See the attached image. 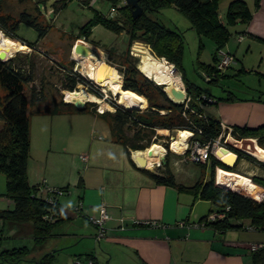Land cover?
<instances>
[{"label": "trees", "instance_id": "16d2710c", "mask_svg": "<svg viewBox=\"0 0 264 264\" xmlns=\"http://www.w3.org/2000/svg\"><path fill=\"white\" fill-rule=\"evenodd\" d=\"M114 11H117V2L110 0ZM88 0L85 1L87 4ZM143 8L142 13L134 18L130 5L126 2L119 8V15L108 18L97 12L93 19L87 21L80 29V37L88 39L92 26L101 23L107 28L119 33L125 31L129 35V44L135 39H141L151 45L155 54L164 57L168 62L181 72L182 78L187 86L188 99L183 103L173 102L164 92V85L158 84L149 77L143 75L137 68L135 59L127 49L123 54L122 87L132 90L144 98V111L129 110L116 103L115 111L98 113L107 122L113 140L121 143L127 153L131 151L145 150L149 148L158 129L167 130H189L192 139L201 145L212 143L222 132L219 120L205 114L202 101L209 103L213 98L203 97V89L190 82L183 71L182 58L185 45L184 31L171 28L157 17L162 9L175 7L183 13L200 36L211 39L215 45L213 62L206 64L198 63L201 71L211 78L209 82H215L220 77L227 76L217 68V52L223 49L230 39V26L239 22L247 24L253 18L254 11L260 8L261 0H253L251 7L245 0H232L228 4L226 21L219 14V0H138ZM3 0H0V28L8 36L5 37L20 41V46L36 49V43L43 39L49 31L50 24H44L39 16L22 11L18 18L2 11ZM111 7V8H112ZM20 23H25L38 31V39L31 42L21 39L15 30ZM51 27V26H50ZM252 35V34H250ZM10 36V37H9ZM255 36V35H252ZM264 42V38L255 36ZM202 39V37L200 38ZM21 49L15 51L19 52ZM14 56V54H13ZM12 56V57H13ZM26 69L23 63L16 62L15 58L0 59V119L4 121L0 129V172L6 178V193L14 203L12 210H0V219L5 223H13L15 226L30 224L32 236L36 247H40L52 236L62 230L64 223L69 218L57 217L59 200L49 203L40 195L41 182L31 184L28 180V168L30 163V138L32 115L40 113L62 114L72 111H86L88 104L82 109L74 107L70 103L60 101L45 104L46 95L41 88L40 92L33 87L31 94L26 93V84L34 81V64L29 63ZM243 70V69H242ZM63 88L69 91L76 89L80 83L85 84L90 90L102 95L73 69H65ZM233 92H229L226 100H234ZM232 95V96H231ZM220 99V98H219ZM143 108V109H144ZM92 112V111H91ZM164 131V130H162ZM232 136L237 140L243 138H255L264 146V125L256 128L248 126H232ZM237 154L236 164L242 159L256 162L264 168V162L257 160L254 156L245 153L235 146H229ZM210 177L198 179L193 185H185L176 181L175 175L169 169L165 171H151L144 169L158 184L173 185L180 190H191L196 196L211 201L216 210L211 212H222L224 217L210 221L208 215L201 218V224L212 227L218 231L229 229H241L242 223L238 220H250L253 228L264 230V195L261 196L258 186L264 188V177L251 176L247 185H236L227 188L215 182L216 168L234 171L235 167L225 165L213 154L208 157ZM206 168V163H199ZM257 184V185H255ZM65 189L64 187H60ZM234 189V190H232ZM244 189L249 195L235 190ZM210 212V213H211ZM1 247V245H0ZM31 253L27 245L14 246L11 249L0 248V258L11 264H21ZM93 258L91 254H85V258ZM55 258L53 252L44 253L33 264H51ZM82 258V257H80ZM84 258V257H83ZM254 262L264 260V248H258L253 252Z\"/></svg>", "mask_w": 264, "mask_h": 264}, {"label": "crops", "instance_id": "0c3cea01", "mask_svg": "<svg viewBox=\"0 0 264 264\" xmlns=\"http://www.w3.org/2000/svg\"><path fill=\"white\" fill-rule=\"evenodd\" d=\"M243 32L236 38H241L238 41L240 43L250 34L264 38V0H261L260 8L254 11L253 18ZM223 50L232 54L233 61L236 59V53L229 45L226 44ZM229 92L232 91H228L226 96L203 94V97L214 99L208 103L212 108L209 111L211 114L204 110L205 114L231 127L256 128L264 125L262 97H237L232 93L234 100H226ZM35 115L42 124L45 136L51 132L52 141L56 133L58 139H66L60 134L61 130L67 129L62 127L64 124H68L75 132L69 136L68 147L63 146L62 150L66 152L71 145L80 152L78 156L76 151V157L71 159L72 165L74 161L80 173L78 199L72 209L80 205V210H73L71 215L63 214L68 208L59 196L57 217L69 218L64 224H70L72 229H62V233L52 236L55 242L50 246L47 243L51 237L40 247L27 245L31 252L36 249L40 256L53 252L55 260L58 254L74 244L81 245L71 251L74 262L76 258L91 254L94 264H264V260H253V246L264 245V234L246 232L249 229L258 230L251 226L250 220L235 221L242 223L243 227L223 232L202 225L201 218L216 210L211 201L196 196L191 190L158 184L144 171H154L153 167L140 168L134 160L137 154L144 152L132 150L129 155L121 143L112 139L109 126L103 135H97V123L83 111ZM86 142L88 147L82 149L81 146ZM83 155L87 156L86 160H83ZM43 174V180L49 186L68 188V184L64 185L66 179L51 183L53 178L46 176L45 172ZM175 178L179 182L177 175ZM5 181V176L0 173V210H12L14 203L5 195ZM45 192L43 195H46ZM103 204L110 218L106 222V236L98 243L99 249L94 242L97 228L89 221V217L98 216ZM149 221L156 224L147 223ZM31 227L30 224L15 226L0 219V248L11 249L15 242L23 243L22 238L30 241V237L33 238ZM5 243H9L10 247L4 246ZM39 255L33 259L28 257L21 264H33L40 258Z\"/></svg>", "mask_w": 264, "mask_h": 264}, {"label": "rangeland", "instance_id": "374dc122", "mask_svg": "<svg viewBox=\"0 0 264 264\" xmlns=\"http://www.w3.org/2000/svg\"><path fill=\"white\" fill-rule=\"evenodd\" d=\"M230 1L232 0H219V14L224 22L226 21V12ZM245 1H247L248 4L253 7V0ZM125 2V0L118 1L117 11H112L111 7L113 4L110 0H97L92 5H90V0H88L87 4L81 0H3L2 12L4 14H10L15 18H18L22 11H27L32 15L39 16L40 21L44 24H50L48 26L50 29L46 36L36 43V49L30 47L28 49L24 47L21 49L22 51L16 53L13 52V57L11 56L10 58H7L8 60L15 58L16 62L18 63L24 62L26 69L29 66V64L26 62L27 60H30L29 63L32 62L34 64V81L26 84V93L30 95L33 87H35L39 92L42 88L44 90V94L46 95V100L44 101L45 104L49 103V105L52 106L53 102L60 101L61 99L65 102L66 89L63 88V79L65 74L64 70L72 68L74 72L78 73L87 81H89L94 89H97L102 95L94 93L82 83L78 84L75 90H85L86 92H92V94L94 93V95L96 94V96L100 97L103 101L113 106V110L110 109L107 111H115L116 108L113 103L120 105L117 103L115 96L110 90H104L103 86H100L89 80L86 75H84V66L79 64L78 60L74 58L73 50L75 49V45L80 38L89 42L92 46L99 48L100 51L97 50L96 52V50H94V52L98 57L105 59L107 64L116 69V71L120 74L122 83L124 78L121 71V68L123 67V54H125L127 49L129 50V54L136 58L135 62L137 68L140 70L139 63L141 61V54L133 50V47L134 45H139L141 42H147L142 41L141 39H135L129 44V35L125 31L117 33L101 23H97L92 26L91 32L88 35V39L85 37H80L81 27L87 21L93 19L97 12L108 18L117 17L120 12L119 8L122 7ZM156 15L161 20H163L167 26L171 28L177 27L178 29L184 31L185 45L182 58L183 71L186 78L190 82L203 89L204 94L212 96H226L228 91L231 90L237 97L260 96L262 99H264V42L252 35L244 37L245 40L242 43L238 42L239 40L236 38L239 33H244L243 30L246 28V24L239 22L234 26H230L231 36L227 42V45H229L236 53V59L232 62L231 67L227 70L225 69L223 72L227 76L220 77L215 82H209L204 76L205 73L199 69L198 63L203 62L209 64L213 62V54L216 48L215 43L207 37L200 36L197 31L191 27L187 17L175 7L164 8ZM15 32L16 35L21 39L31 42H35L38 39V31L25 23H20ZM201 37L202 39H200ZM16 42L22 43L20 41ZM140 45L144 48L146 47V44ZM146 48L155 57L164 58L154 54L148 47ZM99 52H101V54ZM175 68L176 67L174 66V69ZM140 72L145 75L141 70ZM177 73L179 74L182 81L180 85H182L184 88H187L182 78L181 72L179 71ZM152 80L155 81L154 79ZM200 104L206 113L212 111L210 104L203 101ZM100 105L101 104L98 102L89 101V109L83 111V113H87L89 118L94 119L97 123L95 131L97 135H103L108 129V122L100 115L95 114V112L93 113V110L97 111L98 108H100ZM147 106L144 108L142 105L141 108H134L132 110L144 111ZM31 117L33 122L32 124L30 123V126L32 127V136L30 138V163L28 168V180L31 184L40 183L43 180L44 172L46 173V176L48 175L49 177L53 178L51 183H55V180L63 181V179H66L64 185L68 184V188L66 189L64 195H60V199L63 205L68 208L64 210L63 214L71 215V212L73 213V210H75L72 208L76 205V201L78 199V178L80 175L77 164H74L73 161L72 165L71 159L76 155L74 154L76 151H78L76 152L78 156L80 152L71 145L70 149L67 148L66 152L62 150V147H68L67 145L69 136L74 131L70 129L68 124H64L62 127L67 129L61 130L60 134L66 139H63V141L58 139V133H56V138L52 141L51 132L48 133V136L47 134L45 136L42 130L41 122L37 121V115H33ZM3 123L4 121L0 119V129L3 126ZM178 132L179 130L170 131L167 129H158L156 131V135L152 137L153 143H158L164 146L167 149V152L164 155V160H160V164L154 166L152 169L159 172L169 169L174 175H177V180L179 182H184L185 184L189 185L194 184L198 179H208L210 177V167L208 166V160L205 162H185L184 149L187 146L179 153L170 149L171 140L172 138L177 137ZM227 139L228 136L222 137L220 146L225 147L227 144H229V146H234V144L231 142L227 143ZM188 141L189 146H192L194 142L192 136ZM257 144L261 146L258 142ZM88 145L89 144L86 142V144H83L81 147L83 149L84 147H88ZM81 147L79 148L81 149ZM225 148L231 150V148H228V146ZM146 149L139 151L143 153L146 151ZM214 156L221 160L217 155ZM257 160L260 161V159ZM199 163H206L207 167L202 168ZM81 167L83 166L81 165ZM232 167H235L234 172L237 175L236 180L234 181V186L247 185L251 179V176L264 177V168L256 162L242 159L237 164L235 163ZM217 169L218 168H216L215 172V182L217 179ZM0 173L3 174L2 172ZM3 176L5 175L3 174ZM258 190L261 196H263L264 188L258 186ZM235 191L249 195L244 189ZM62 229L69 231L72 229V226L70 224H64ZM246 232L253 233V235L259 232H261L260 234H264V231L260 230L255 231L249 229ZM22 241L23 243L15 242L13 247L24 245L31 246L34 244V239L32 237H30V241H28L27 238H22ZM54 242L55 238L51 237L47 244L50 246ZM94 242L96 248L100 249L98 242L95 239ZM9 245V243L4 244V246L7 247H10ZM77 246L79 248L81 245L73 244L63 251V253L58 254L53 264H73V253L71 251H74ZM35 255H39L37 254L36 249L31 252L29 258L33 259ZM0 264L10 263L5 262L0 258Z\"/></svg>", "mask_w": 264, "mask_h": 264}, {"label": "bare ground", "instance_id": "6f19581e", "mask_svg": "<svg viewBox=\"0 0 264 264\" xmlns=\"http://www.w3.org/2000/svg\"><path fill=\"white\" fill-rule=\"evenodd\" d=\"M83 45L88 47L91 51L87 55L76 53L74 50V58L78 60L79 64L84 66V75L95 82L96 84L103 86L104 90H110L115 96L117 103L127 109L141 108L144 103V98L138 93L132 90H125L122 87L120 74L116 69L109 64L106 60L97 56L94 50L100 51L97 47L92 46L84 39H78ZM140 45V44H139ZM134 45L133 50L141 54V61L139 63L140 70L147 76L154 79L158 84H172L180 86L181 78L175 71L174 65L169 63L165 58H157L152 55L148 49L143 46ZM23 46L16 44V42L8 37H5L0 30V56L2 59L10 58L13 52L23 49ZM101 54V52H99ZM82 66V68H83ZM83 89V88H81ZM88 91V90H87ZM76 100L82 101H94L98 102L101 111L113 110V106L103 101L100 97L94 95L85 90H73L65 91V101L75 102ZM192 136V132L189 130H179L177 137L172 138L170 143V149L175 152H181L188 144L189 138ZM228 143L231 142L234 146H237L240 150L260 159L264 162V147L257 144L255 138H243L241 140L235 139L233 136H229ZM167 149L158 144L153 143L144 152L147 158V167L152 168L160 164L161 157L164 156ZM215 154L224 162L231 164L236 154L225 148L218 146L215 148ZM236 173L232 170H226L223 168L217 169L216 182L227 188H233L234 181L236 180Z\"/></svg>", "mask_w": 264, "mask_h": 264}, {"label": "built area", "instance_id": "2783aa9c", "mask_svg": "<svg viewBox=\"0 0 264 264\" xmlns=\"http://www.w3.org/2000/svg\"><path fill=\"white\" fill-rule=\"evenodd\" d=\"M97 0H90V5H92ZM112 11L115 9L112 7ZM241 40V38H239ZM217 68L219 70H225L228 68L231 63L233 62V56L232 54L224 51L223 49L218 50L217 52ZM206 79H210L211 77L208 74H204ZM94 92V91H93ZM95 93V92H94ZM212 101V100H211ZM114 104V103H113ZM98 113H104L105 111H101L100 108L97 110ZM222 132L221 134L212 142L207 143L205 145H201L199 142L194 141L192 146H189V143L187 147L184 149V160L185 162H191V161H199V162H205L208 160L209 154H215V148L220 146L221 144V138L226 136H232V127L226 124H221ZM228 143V142H227ZM222 147V146H221ZM226 147V146H225ZM83 160L87 159L86 155L82 156ZM41 197H44L49 203H54L57 201L60 195L65 194L66 190L62 189L60 187L55 186H49L45 180L41 182ZM46 191V195H43V192ZM75 209L77 211L80 210V205L76 206ZM224 217V214L222 212H211L207 219L210 221L221 219ZM110 215L107 212L106 205L103 204L100 207L99 215L95 217H89V221L97 228V232L95 234V240L100 243L101 239H103L106 236V222L109 220ZM147 223L150 224H156V222L149 221ZM264 245H254L253 249H257L259 247H262ZM74 264H94L93 258H76Z\"/></svg>", "mask_w": 264, "mask_h": 264}, {"label": "water", "instance_id": "95a60500", "mask_svg": "<svg viewBox=\"0 0 264 264\" xmlns=\"http://www.w3.org/2000/svg\"><path fill=\"white\" fill-rule=\"evenodd\" d=\"M82 2H85L86 0H81ZM127 4L130 5V9H131V13L132 16L134 18H137L143 11V8L140 6L138 0H125ZM140 44L145 45L155 54V52L153 51L152 47L150 44L148 43H143L141 42ZM74 51L76 53H80L83 55H87L90 53V49L88 47H86L85 45H83L81 42L77 41L76 45H75V49ZM0 59L3 60L0 56ZM176 72H179L178 69L175 68ZM164 85L163 90L164 92L167 94V96L175 103H183L188 99V93L186 88H184L182 85L178 86L175 83L172 84H162ZM66 103H70L72 104L74 107L78 108V109H82L86 106V104H88L89 101H82V100H76L75 102H67ZM237 147V146H235ZM238 148V147H237ZM239 149V148H238ZM134 160L136 162V164L140 167V168H147V158L144 154H137L134 157ZM161 160H164V156L161 157ZM237 160V155L235 156L234 162L232 164H228L224 161H222L225 165L232 167L235 162Z\"/></svg>", "mask_w": 264, "mask_h": 264}]
</instances>
